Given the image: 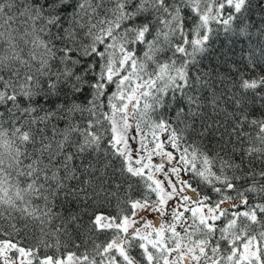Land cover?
<instances>
[{
    "label": "snow or ice",
    "instance_id": "1",
    "mask_svg": "<svg viewBox=\"0 0 264 264\" xmlns=\"http://www.w3.org/2000/svg\"><path fill=\"white\" fill-rule=\"evenodd\" d=\"M253 7L0 0V264H264V15ZM220 32L249 47L205 70ZM113 199L115 215L94 211L89 229L110 235L61 253L79 217L57 203Z\"/></svg>",
    "mask_w": 264,
    "mask_h": 264
},
{
    "label": "trees",
    "instance_id": "2",
    "mask_svg": "<svg viewBox=\"0 0 264 264\" xmlns=\"http://www.w3.org/2000/svg\"><path fill=\"white\" fill-rule=\"evenodd\" d=\"M260 4V7H256L255 5ZM253 12V18L259 19L261 15H264V4L261 3V0H254V7L252 9ZM211 52L204 58L203 60V66L205 70L211 66H215L217 63L216 57L219 56V54L222 51H229V49H234L233 51H229V55H234V58H239L241 55L240 49L243 47L247 49L249 46L247 44L244 45H231L229 43L228 38L224 35L223 32H220L219 34H214L211 41ZM243 55H247V52L243 53ZM222 73L227 74L226 68H221ZM226 86V85H225ZM231 110V107L229 106V111ZM162 113H164V110H160ZM206 112V119L209 121L211 119H216L212 112L211 108L205 109ZM165 117H171V112L164 113ZM218 119L223 120L224 117L220 116ZM196 127H200V122L197 121ZM223 131V129H221ZM111 171V170H110ZM106 180L111 182V186L114 187L115 183L123 181V177H120L119 174L109 175L105 178ZM184 179H189L190 182L193 184V186L196 185L195 180L190 179V174L185 175ZM107 186V185H106ZM127 187V185H125ZM200 191L202 193L207 192L209 194H212L210 189H208L204 185L199 186ZM133 198H139L140 193L133 191L132 193ZM154 195V194H153ZM101 199H103L101 197ZM56 209H59L64 217H67L69 214H76L79 218L75 221L69 222L66 224V232L67 234L62 233L60 236L61 240V253H67L71 251H77V252H84L85 250L91 251L92 248V239H97V242L104 241L108 234H96L89 232V229L91 228L90 220L92 219V213L94 211L96 212H105L108 214L115 215L116 212V201L113 199L110 203H105L102 206L100 205H92L91 202H89L87 205L79 202V201H69L67 203H63V206L61 207V204L58 202L56 205ZM54 209V210H56ZM54 223H60L59 220L54 221ZM33 231L38 230L33 229ZM35 241L32 240L31 236L29 235L27 243H34ZM49 242H54L53 240H49ZM76 244H79L80 247L77 249L75 247ZM66 245V247H65Z\"/></svg>",
    "mask_w": 264,
    "mask_h": 264
},
{
    "label": "rangeland",
    "instance_id": "3",
    "mask_svg": "<svg viewBox=\"0 0 264 264\" xmlns=\"http://www.w3.org/2000/svg\"><path fill=\"white\" fill-rule=\"evenodd\" d=\"M159 136H160L161 142H163L165 144V151H173L174 154L178 156L179 154L175 153V150H173L171 148L170 144L167 143L166 134L165 133H160ZM137 147H138V145H137ZM152 162H153V164H163L165 170H168L172 166V164L176 163V161H172L171 163H169V161L167 160L166 157H162V156H159V155H153ZM157 176L159 178L163 179L162 173H157ZM181 176H182V178H184V173L183 172L181 173ZM169 203H173V202L170 201ZM144 215H145L146 219H149V220H156L154 218L158 217V215H156L155 212H147ZM160 219H163V218H160Z\"/></svg>",
    "mask_w": 264,
    "mask_h": 264
},
{
    "label": "flooded vegetation",
    "instance_id": "4",
    "mask_svg": "<svg viewBox=\"0 0 264 264\" xmlns=\"http://www.w3.org/2000/svg\"><path fill=\"white\" fill-rule=\"evenodd\" d=\"M156 215H158V214L156 213ZM154 219H157V218H154Z\"/></svg>",
    "mask_w": 264,
    "mask_h": 264
}]
</instances>
